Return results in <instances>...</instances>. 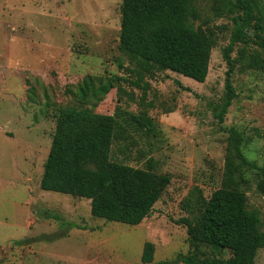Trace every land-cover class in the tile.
<instances>
[{"label":"rangeland","instance_id":"1","mask_svg":"<svg viewBox=\"0 0 264 264\" xmlns=\"http://www.w3.org/2000/svg\"><path fill=\"white\" fill-rule=\"evenodd\" d=\"M122 3L0 0V264L171 262L190 252L187 228L177 220L197 216V202L222 185L232 129L243 135L247 158L264 168V71L245 66L241 56L245 50L264 57V49L235 45L236 97L220 121L233 15L215 0L197 1L194 25L215 37L207 79L199 82L171 70L144 69L120 48ZM89 75L97 85L110 81L114 87L101 100L82 99L77 90ZM69 106L115 117L110 161L170 177L148 227L94 217L89 199L40 186L58 115ZM259 168L247 170L240 184L264 230ZM23 211L32 213V236L25 243L6 242ZM79 229L91 237H80ZM148 240L155 244L150 263L142 260ZM255 264H264V248Z\"/></svg>","mask_w":264,"mask_h":264},{"label":"trees","instance_id":"2","mask_svg":"<svg viewBox=\"0 0 264 264\" xmlns=\"http://www.w3.org/2000/svg\"><path fill=\"white\" fill-rule=\"evenodd\" d=\"M197 1L123 0L120 48L144 69L171 70L204 82L215 37L212 31L194 25L200 18ZM215 3L234 20L231 42L224 48L226 94L218 112L219 120L224 121L236 97L232 76L238 60L231 53L237 43H256L264 49V6L261 0ZM241 56L245 66L264 71L261 54L246 55L241 50ZM95 79L89 75L79 85L80 98L101 100L114 87L110 81L97 85ZM115 128L113 115L91 108L62 109L40 186L89 199L94 217L139 225L152 215L170 177L110 161ZM242 143L241 132L232 129L221 187L209 199L199 198L197 216L177 220L187 228L190 252L160 264H255L258 250L264 248V230L259 212L249 209L240 182L247 170L259 167L247 158ZM259 169L264 174V168ZM259 185L264 189V181ZM154 258L155 244L145 241L142 260L150 263Z\"/></svg>","mask_w":264,"mask_h":264},{"label":"crops","instance_id":"3","mask_svg":"<svg viewBox=\"0 0 264 264\" xmlns=\"http://www.w3.org/2000/svg\"><path fill=\"white\" fill-rule=\"evenodd\" d=\"M2 134L5 135H13V132H8V131H3ZM28 180V178H27ZM151 216H148L147 218H145L142 223H140L139 225H142L143 227H148V225L151 223V219L149 218ZM32 223H33V217H32V213L31 212H27V211H23V213H21V218L19 219L18 222L14 223V225L11 228V234L8 235L6 234L3 238L6 242H12L15 240H23V239H29L32 234L31 229H32ZM80 231H82L81 234H78L80 237H91L90 232H88L87 229H79ZM92 233V231H91ZM152 232H150L151 234ZM1 239V237H0ZM27 239V240H28ZM80 263H84L86 262L84 259H80L79 261ZM38 264V263H37Z\"/></svg>","mask_w":264,"mask_h":264}]
</instances>
